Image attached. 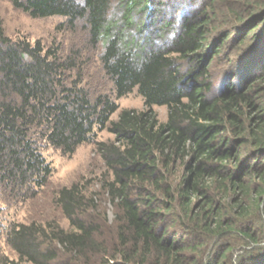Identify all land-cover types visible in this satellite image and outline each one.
I'll list each match as a JSON object with an SVG mask.
<instances>
[{"label": "trees", "instance_id": "trees-1", "mask_svg": "<svg viewBox=\"0 0 264 264\" xmlns=\"http://www.w3.org/2000/svg\"><path fill=\"white\" fill-rule=\"evenodd\" d=\"M10 1L83 21L112 86L92 96L76 48L13 41L0 20V183L33 197L52 173L45 147L92 142L115 218L100 239L83 188L61 187L69 228L0 221L16 256L0 264H264V0ZM133 90L144 107L111 119ZM104 128L113 138L95 140Z\"/></svg>", "mask_w": 264, "mask_h": 264}, {"label": "rangeland", "instance_id": "rangeland-1", "mask_svg": "<svg viewBox=\"0 0 264 264\" xmlns=\"http://www.w3.org/2000/svg\"><path fill=\"white\" fill-rule=\"evenodd\" d=\"M181 7H178L181 11H176L178 17L181 14H187L188 10L191 9L188 1ZM165 12L169 13V9L166 8ZM0 20L3 36L13 41L25 39L34 43L36 40H40L45 47L58 45L60 47L59 54L63 57L69 54L73 48H76L82 62L81 84L89 89L92 96H96L98 93L108 94L111 92L112 83L99 63V49L87 46V32L82 26L83 21L78 20L76 28H69L64 24L66 18L63 16L33 17L14 6L10 0H0ZM220 68L221 66L218 70ZM68 73L67 78L70 80L74 77L75 70ZM116 102L119 109L111 115V119H115L122 108L140 110L144 107L143 98L136 90L117 98ZM153 109L159 120L162 121L166 118L167 108L165 106L154 105ZM112 138L113 134L106 128L97 130L94 136L95 140ZM42 154L52 167V173L48 184L39 190L35 196L24 199V195H21L17 199L13 198L5 191V186L0 183V221L2 224L7 225L12 221L24 223L35 221L40 224L53 222L63 228H69L68 220L63 216L56 201L57 191L61 187H70L72 184L78 183L90 200V208L84 211L83 215L87 217L85 212L93 213L94 221L99 223L100 239H110L113 231L115 208L102 187L104 165L94 143L83 142L79 144L71 155L62 154L59 149L51 146L45 147ZM178 232L181 234L180 231ZM0 250L5 255L16 257L5 245L3 231H0Z\"/></svg>", "mask_w": 264, "mask_h": 264}]
</instances>
